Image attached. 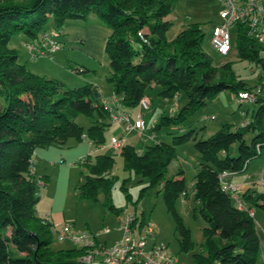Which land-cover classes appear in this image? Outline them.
<instances>
[{
    "label": "trees",
    "instance_id": "1",
    "mask_svg": "<svg viewBox=\"0 0 264 264\" xmlns=\"http://www.w3.org/2000/svg\"><path fill=\"white\" fill-rule=\"evenodd\" d=\"M174 1L0 0V264H85L80 258L87 247H51V224L35 212L38 181L42 178L32 169L33 152L52 144L61 145L68 138L103 144V133L112 124L105 102H114V109L126 113L124 109L138 106L145 97L144 89L152 85L159 87L160 97L172 99L179 92L185 96L176 115L163 114L151 121L152 134L161 126L178 128L188 115L223 89L233 94L244 90L253 95L251 103L256 106L238 126L224 123L203 139H198L191 127L173 135L170 143L152 139L142 151L121 143L116 154L124 169L148 179L149 184L140 189L139 196L149 185H160L164 205L177 220L179 246L186 250L195 244L174 211L176 199L187 194L182 171L171 178L164 174L175 157L174 145L191 139L199 156L192 194L195 210L205 223L199 252L191 254L192 261H255L259 242L249 209L264 212V192L245 190L238 197L242 204L238 208L231 194L220 189L218 175L223 171L241 173L249 162L264 157L261 76L250 87L237 77L230 62L214 66L202 51L203 33L197 22L186 24L168 39L166 31L171 22L165 17ZM88 14H94L109 31L103 50L108 59L106 81L112 92L110 98L101 102L98 88L91 83L62 89L59 81L31 73L8 45L15 34L35 43L45 31L55 32L59 44L63 23ZM234 29L228 53L235 48L238 60L251 61L264 73V61L259 57L264 44L250 37L242 24H236ZM257 86L259 91L254 92ZM78 115L84 116V124L77 123ZM113 155L95 153L82 157V180L74 190L77 197L91 201L101 194L103 205L118 215L121 209L110 202L115 181L110 173ZM120 189L128 199L124 184ZM144 223L133 215L132 225L139 227ZM93 238L95 244H103Z\"/></svg>",
    "mask_w": 264,
    "mask_h": 264
},
{
    "label": "rangeland",
    "instance_id": "2",
    "mask_svg": "<svg viewBox=\"0 0 264 264\" xmlns=\"http://www.w3.org/2000/svg\"><path fill=\"white\" fill-rule=\"evenodd\" d=\"M217 12L218 7L215 0H176L165 17L171 22L166 31V37L171 39L186 24L197 22L203 33L202 51L211 63L219 67L230 62L233 72L250 87L254 86L257 83V77L261 76L260 84L263 86L262 95L264 96V73L255 66L256 64L246 59L238 60L235 48H232L227 55H219L212 47L210 43L211 27L218 22ZM95 25L107 30L94 14H88L81 19L66 20L62 29L69 28L65 35L60 36L59 48L49 56L30 58L25 43L28 38L22 34L13 35L8 45L16 50L17 60L23 63L26 69L37 72L34 74L59 81L62 89L91 83L98 88L101 96L108 99L112 92L110 84L106 81L108 59L103 50L104 43L101 42V36L100 34L96 35ZM234 32L235 29L231 28V39L234 37ZM259 57L264 61V49L260 52ZM42 70L45 73L42 74ZM158 91L157 85L144 89V96L148 101L146 109L140 110L138 106L124 109L132 116L137 115L138 112L141 113L145 123L143 134L146 136L152 134L151 121L153 118H158L163 114L176 115L178 109L185 102L182 92L169 99L160 97ZM255 106L251 101L237 102L229 89H223L188 115L178 128L161 126L152 135L162 142L170 143L173 135L180 134L192 127L195 128L198 139L207 138L224 123L238 126L249 118L250 112ZM76 121L79 124H84L86 119L84 116L78 115ZM114 126V128L107 127L105 129L106 139L115 132L113 129L117 130L115 134L119 136H121L119 133H124L122 124ZM135 133L134 130L131 144L136 150L142 151L152 140L144 141L139 132ZM72 141V138H68L61 145L52 144L44 148H37L32 155V168L36 175L42 178L37 186L38 199L35 203V212L51 224V247L58 249L69 246L68 240H57V232L64 225L69 226L70 234L94 235L99 242L104 241L109 246L121 236L123 216L129 214L142 218L145 223H149L153 227L155 243L165 245L176 256V261L173 264H194L191 254L199 252V245L202 242L201 229L205 223L195 210L196 205L192 194L193 176L199 162L198 152L193 147L192 140L189 139L174 145L175 157L168 163L164 174L165 178H171L176 176L177 171L182 170L187 194L185 197L179 196L176 199L174 211L184 228L188 230L191 242L195 244L186 250H182L179 246L181 234L176 227L177 220L164 205L160 185H149L141 192L142 196H139L140 189L149 184L148 179L124 169L120 155L116 154V149L107 148L102 153L107 155L114 153V162L110 173L115 177V181L110 192V202L115 208L121 209L120 214L113 213L103 205L101 194L98 195L96 201L77 197L74 186L82 180L80 173L82 165L81 157H76L75 150L71 148ZM235 152L234 145L233 153ZM251 163H256V161L253 160ZM121 184H124L126 188L128 199L120 189ZM256 190L260 191L261 188L256 187ZM149 242L151 241L149 240ZM263 253V249L259 247L258 255L252 264H264Z\"/></svg>",
    "mask_w": 264,
    "mask_h": 264
},
{
    "label": "built area",
    "instance_id": "3",
    "mask_svg": "<svg viewBox=\"0 0 264 264\" xmlns=\"http://www.w3.org/2000/svg\"><path fill=\"white\" fill-rule=\"evenodd\" d=\"M218 3V22L211 27L210 43L219 55H226L230 49V29L236 24H242L246 33L264 44V2L262 0H216ZM59 47L55 32L45 31L35 43H27L26 49L30 58L48 56ZM264 84V82H263ZM263 87V86H262ZM259 86L253 91L258 92ZM237 102L252 101L253 95L247 91L240 90L234 94ZM114 102H105L104 108L110 112L112 123L123 125L124 131L135 130L141 133L144 122L141 115L130 120L128 115L111 106ZM140 109L148 107L145 97L138 102ZM109 144L117 149L120 140L111 137ZM226 171L218 175L220 189L231 194L238 208L242 207L240 199L234 194L236 186L226 181ZM40 181H38V184ZM257 184H264V171L257 178ZM133 215L125 214L122 219V234L109 246L94 243V235L84 233H69V226L64 225L57 232V240H68L70 244L87 247V251L80 260L85 264H173L176 256L172 254L165 245L156 244L154 241L153 227L144 223L139 227L132 225ZM149 240L151 242H149Z\"/></svg>",
    "mask_w": 264,
    "mask_h": 264
},
{
    "label": "crops",
    "instance_id": "4",
    "mask_svg": "<svg viewBox=\"0 0 264 264\" xmlns=\"http://www.w3.org/2000/svg\"><path fill=\"white\" fill-rule=\"evenodd\" d=\"M264 2V0H262ZM216 4H217V7H218V3L217 1L215 0ZM94 24V22H93ZM96 24V23H95ZM67 26V25H66ZM95 31H96V35H99L101 36V42L104 43L103 41H105V38L107 37L109 31L108 30H105L103 29L102 27H100L99 25H95ZM73 27V26H71ZM94 27V26H93ZM69 28V27H68ZM62 29V32L61 34L62 35H65L66 32H67V29ZM29 40L27 39L25 41V43H28ZM106 65H107V61H106ZM28 69V68H27ZM29 70V69H28ZM30 72H33L31 70H29ZM33 73H37V72H33ZM45 73L44 70H42V74ZM100 92V91H99ZM104 97L101 96V99H103ZM141 110V109H140ZM125 111V110H124ZM126 112V111H125ZM128 114V117L130 120H133L135 118H137L138 116L141 115V113L138 112L137 115H129L128 112H126ZM142 117V120H143V116L141 115ZM154 119V118H153ZM152 119V120H153ZM246 121V120H245ZM144 122V121H143ZM244 122V121H243ZM242 122V123H243ZM119 125L117 123H112L110 124L108 127H115L114 125ZM145 124V123H144ZM121 125V124H120ZM119 128V127H117ZM115 130V132L117 131L116 129H113V131ZM145 130V126H144V129L143 131ZM134 130H130V131H124V133H119L121 136H119L118 134H115L114 133H111L108 138L106 139L105 137V134H104V137H105V141L103 142V144L101 145H92L90 143H87L85 140H81V141H72V147L74 150H75V154L77 155L76 157H84L85 155L87 154H95V153H102V151L104 149H107V148H112L111 145L109 144V140L111 137H115V138H118L120 140V144L121 143H124V144H129V145H132L131 141H132V138H133V132ZM143 131H141L140 136H142V140L146 141V139H155V136L150 134V135H144ZM136 132V131H135ZM138 133V132H136ZM135 133V134H136ZM118 135V136H117ZM152 135V136H151ZM124 138H123V137ZM143 143V141H142ZM86 144V145H84ZM133 146V145H132ZM134 147V146H133ZM72 149V150H73ZM107 155V154H106ZM259 160H262V161H259ZM256 163H251L249 162L245 168V170L241 173H229L227 176H226V181L234 184L236 186V191L234 192V194L236 196L239 197V195L241 193H243L245 190H255V191H258L256 190V187H259L261 188V190L259 192H264V184L262 185H259L256 183L257 181V178H258V175L260 172L264 171V157L262 158H259V159H256L255 160ZM259 161V162H258ZM253 162V161H252ZM33 169V168H32ZM262 170V171H261ZM33 171L35 172V170L33 169ZM182 171V170H180ZM36 173V172H35ZM183 176V175H182ZM184 179V178H183ZM240 198V197H239ZM249 213L253 216V219H254V226H255V232L257 234V238H258V242H259V247L261 249H263L264 251V212L258 208H250L249 209ZM101 243H103L102 245H106V243L104 241H100ZM70 245V244H69ZM263 257H264V253H263Z\"/></svg>",
    "mask_w": 264,
    "mask_h": 264
}]
</instances>
